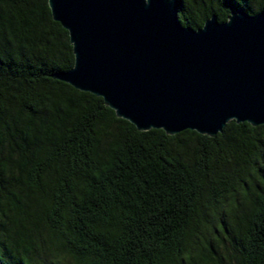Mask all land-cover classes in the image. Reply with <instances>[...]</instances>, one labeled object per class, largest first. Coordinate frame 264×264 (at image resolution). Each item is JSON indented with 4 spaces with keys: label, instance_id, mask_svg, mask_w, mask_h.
Returning a JSON list of instances; mask_svg holds the SVG:
<instances>
[{
    "label": "trees",
    "instance_id": "obj_1",
    "mask_svg": "<svg viewBox=\"0 0 264 264\" xmlns=\"http://www.w3.org/2000/svg\"><path fill=\"white\" fill-rule=\"evenodd\" d=\"M264 0H178L194 29ZM48 0H0V264H264V123L140 131L54 75Z\"/></svg>",
    "mask_w": 264,
    "mask_h": 264
},
{
    "label": "water",
    "instance_id": "obj_2",
    "mask_svg": "<svg viewBox=\"0 0 264 264\" xmlns=\"http://www.w3.org/2000/svg\"><path fill=\"white\" fill-rule=\"evenodd\" d=\"M75 62L54 76L103 98L138 130L215 137L227 123H264V10H232L198 29L178 0H48Z\"/></svg>",
    "mask_w": 264,
    "mask_h": 264
}]
</instances>
